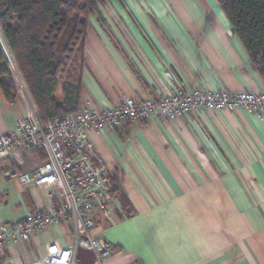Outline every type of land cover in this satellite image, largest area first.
I'll return each instance as SVG.
<instances>
[{"label": "crops", "instance_id": "crops-1", "mask_svg": "<svg viewBox=\"0 0 264 264\" xmlns=\"http://www.w3.org/2000/svg\"><path fill=\"white\" fill-rule=\"evenodd\" d=\"M100 11L102 20L89 18L81 109L157 99L176 82L187 91L264 92L217 0H105ZM25 113L19 96L7 101L0 90V135ZM90 140L93 160L110 170L108 215L95 213L92 232L112 246L106 264H264V115L193 110L131 120ZM42 160L39 150L19 149L0 166L31 173ZM53 197L52 182L0 177V223L9 228ZM72 242L71 223L48 226L9 242L0 264H44ZM75 261L95 264L81 248Z\"/></svg>", "mask_w": 264, "mask_h": 264}, {"label": "built area", "instance_id": "built-area-1", "mask_svg": "<svg viewBox=\"0 0 264 264\" xmlns=\"http://www.w3.org/2000/svg\"><path fill=\"white\" fill-rule=\"evenodd\" d=\"M6 53L14 93L26 104V113L16 121L13 130L0 135V164L19 149L39 150L45 157L31 173L18 172L10 164L0 166V177L23 184L52 182L59 187L60 199L53 197L47 207L27 212L9 228L0 223V259L9 242L29 240L32 233L45 227L71 223L73 242L54 249L41 261L44 264H76V251L81 248L93 253L95 264H106L112 246L92 232L96 225L95 213L108 215L110 170L99 159L98 164L93 160L91 134L105 128H119L131 120L174 119L193 110L231 112L242 109L257 116L264 115V92L202 87L187 91L183 83L176 82L168 93L157 99L125 96L111 107H85L78 112L43 119L8 48ZM7 264L15 262L10 258Z\"/></svg>", "mask_w": 264, "mask_h": 264}, {"label": "trees", "instance_id": "trees-1", "mask_svg": "<svg viewBox=\"0 0 264 264\" xmlns=\"http://www.w3.org/2000/svg\"><path fill=\"white\" fill-rule=\"evenodd\" d=\"M104 1L0 0V36L43 119L81 110L89 18L102 20ZM217 2L264 82V0ZM0 90L7 101L15 98L1 44Z\"/></svg>", "mask_w": 264, "mask_h": 264}, {"label": "rangeland", "instance_id": "rangeland-1", "mask_svg": "<svg viewBox=\"0 0 264 264\" xmlns=\"http://www.w3.org/2000/svg\"><path fill=\"white\" fill-rule=\"evenodd\" d=\"M104 5H106V7H104V10H105V15H106V18L107 19H109V20H112V18L111 17H116V14L113 12V10L112 9H109V3H106V4H104ZM100 6H101V4H100ZM1 37V36H0ZM8 48V47H7ZM9 50V49H8ZM11 78V77H10ZM11 82H12V80H11ZM13 84V83H12Z\"/></svg>", "mask_w": 264, "mask_h": 264}, {"label": "bare ground", "instance_id": "bare-ground-1", "mask_svg": "<svg viewBox=\"0 0 264 264\" xmlns=\"http://www.w3.org/2000/svg\"><path fill=\"white\" fill-rule=\"evenodd\" d=\"M0 44H1V47H2L3 51L6 53L7 52V46H6V44H5V42H4L2 37H0Z\"/></svg>", "mask_w": 264, "mask_h": 264}]
</instances>
